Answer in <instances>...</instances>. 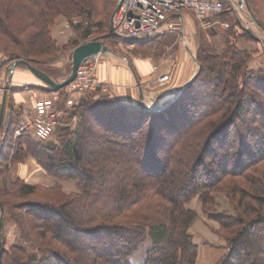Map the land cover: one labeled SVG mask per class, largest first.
<instances>
[{"label": "trees", "instance_id": "trees-1", "mask_svg": "<svg viewBox=\"0 0 264 264\" xmlns=\"http://www.w3.org/2000/svg\"><path fill=\"white\" fill-rule=\"evenodd\" d=\"M247 1L264 26V0ZM115 2L0 0V73L10 75L15 62L25 61L65 80L68 74L40 68L71 48L57 47L51 27L61 16L98 19L83 34L82 24L74 26L87 40L94 28L106 29ZM219 19L233 24V41L220 53L204 41L197 79L164 110L86 95L58 127L59 146L16 136L20 122L3 138L0 264H135L142 251V264H197L191 229L198 214L189 208L196 198L229 245L216 264H264V69H251L254 53L237 46L256 41L239 31L238 16L227 9ZM28 157L58 183L42 188L6 172L3 163ZM61 182H74L78 192L67 195ZM222 195L233 212L212 211ZM9 223L21 235L10 248Z\"/></svg>", "mask_w": 264, "mask_h": 264}, {"label": "rangeland", "instance_id": "rangeland-1", "mask_svg": "<svg viewBox=\"0 0 264 264\" xmlns=\"http://www.w3.org/2000/svg\"><path fill=\"white\" fill-rule=\"evenodd\" d=\"M115 7H117L116 2L114 3V7L106 29L98 31L94 28V33L87 40L81 39V34L76 32L74 26L82 24V33L87 28H92V26L95 25L94 23L99 22L98 19L96 20V22H94L93 20H88L86 17L83 16H74L72 18H66L64 16L59 17L56 20L55 24L51 27L52 37L57 42V47L62 48L66 45H69L71 46V48L67 51L65 50L60 51L58 53H53L46 61V65L40 66V68L50 72L51 74H55L58 78L63 77L67 74L69 75V66L72 61L73 51L78 46L86 44L88 42L101 41L111 50V53L104 54L101 57L99 64H97L98 78L100 82H102V84L107 87V92L105 94L100 93L88 95H93L96 100H98L99 98H111L117 99L116 101H119L118 88H116V86H112L106 83L100 75L99 67L103 62H108L112 59H120V61H117L119 65L126 67V63H130V65H133L134 62L138 60H150V62H152V70L150 75H148L147 77L139 76V80L142 84L144 95L152 96V103H157V100H155V97H153L154 95H152V93H155L158 89L164 90L163 88H166L167 86L162 85L158 88L152 87L151 82L152 77H154L155 67L161 70V75H166L168 73L167 75H169V78L171 75V71H175V74L177 75V80L175 82L178 84L179 88L181 87L183 89V87L194 76L195 72L198 69L195 60L191 58V56H189L190 54L187 50V47L194 54L197 61L199 49L204 41L207 42L215 52L220 53L222 52V50L225 49L227 43H230L234 39V27L231 23H229L231 26L228 29H221L218 27L215 30H206L200 27L199 22L191 20V22H188V26L185 31V44L182 41V35L178 34H164L162 36L157 37L156 39H153V41L147 42H124L119 40L117 37V40H115L110 37L113 36L110 30V21L116 10ZM75 42L79 43V45H72V43L74 44ZM254 55L256 56V53H254ZM255 56L254 60H256ZM2 73L3 71L0 73V109L3 103L4 90L9 80V74L6 72L4 77L1 79ZM57 82H59L58 79ZM37 84L39 85H34L33 83L31 85L28 84L26 85L27 87L23 89H13L10 84L8 96L10 95L12 97L15 93L30 91H33L34 93L33 99L27 102L23 113L32 111L35 100L39 99L42 96H46L49 93V91L45 89L46 85L39 81ZM11 97L9 100H7L8 104L6 108V110L8 111V115L5 119V125L8 124V127L4 129L3 123L0 125V148L2 147L1 144L3 138H5L8 134H13V132H15L17 124L21 121L20 117H18L17 115V110L15 109V104L11 100ZM60 110H63L65 114H67L63 119V123L65 124L69 120L68 116L69 114H71L73 109H68L65 106V103L61 102ZM251 118L252 117L249 116V120ZM27 139H29L27 138V136L23 137V140ZM41 143L47 146H59V130L49 141ZM26 148L27 146H24L25 150ZM8 153L9 151H4V155ZM6 163L8 165L3 163L6 166L5 170L7 173L10 170L14 179L19 177L20 179H23L27 184L40 186L42 188H48L58 183L54 178L49 177V175H47V173L43 171V169H41V167L38 165V163L33 157H28L22 163L13 164L11 161H8ZM7 166L9 168H7ZM3 168L4 166H2L0 163V170L4 171ZM3 185V179L0 178V188H3ZM60 185L63 187L64 192L67 195L78 192L74 182H61ZM189 208L195 210L198 214V219L195 221L191 229L194 237V242L199 247V257L197 264H216L223 257V255L226 254L229 247L228 242L224 238L225 236L222 234L221 226L218 222L213 219H210L203 212L202 205L199 202L198 198L194 199L189 204ZM212 211H216L218 213L229 211L231 213L233 212V206L230 205L226 197L222 195L217 198V206H214L212 208ZM10 218L11 217H9V219ZM55 229L56 228L54 227V230ZM5 232L9 238L7 243L8 248H10L11 245L16 242L17 244L20 243L19 238L21 235L19 227L14 226L13 223H9L5 228ZM27 247L28 253L36 251L35 247ZM144 257L145 255L142 251L137 256H135V259H132V261L135 260L139 262L138 264H142L144 261ZM49 264H53V262Z\"/></svg>", "mask_w": 264, "mask_h": 264}, {"label": "built area", "instance_id": "built-area-1", "mask_svg": "<svg viewBox=\"0 0 264 264\" xmlns=\"http://www.w3.org/2000/svg\"><path fill=\"white\" fill-rule=\"evenodd\" d=\"M227 9L238 16L240 32L251 30L256 35L260 30L248 9L247 0H117L112 17L113 35L124 42H147L164 34H178L182 35L185 44V31L191 19L199 22L200 27L206 30L230 28L228 22L219 19ZM102 56L86 61L68 87L59 91L51 90L46 96L35 100L33 110L22 115L16 136L28 133L40 142L49 141L67 115L59 108L61 102L68 109H74L88 94H105L107 87L97 75V64ZM158 71L155 67L152 87L158 88L170 81L169 75L157 76ZM144 96L147 104L153 102L152 96ZM155 104L152 103V107ZM7 115V110L1 113L0 109V125L3 123L4 129L8 127V124L5 125ZM76 123L77 119L72 118V124Z\"/></svg>", "mask_w": 264, "mask_h": 264}, {"label": "crops", "instance_id": "crops-1", "mask_svg": "<svg viewBox=\"0 0 264 264\" xmlns=\"http://www.w3.org/2000/svg\"><path fill=\"white\" fill-rule=\"evenodd\" d=\"M256 35L258 40L250 42L241 39L238 41L237 46L242 51L256 53L255 56L256 60L252 62L250 68L253 70H261L264 69V33L261 30H259ZM117 61H120V59L118 60L112 59L109 60L108 62H103L99 67L100 75L106 83L112 86H116V88H118L119 101L127 104L130 108L140 107L141 103H140L139 89L131 68L135 72L138 79L139 76L147 77L151 73L152 62H150V60L149 61L138 60L134 62L133 65L131 64V68H130L129 64L126 63V67H124L119 65ZM161 74L162 72L161 70H159L156 75L161 76ZM4 75L5 72L1 74V79L4 77ZM176 76L177 75L175 74V71L172 70L170 75V82L166 85L167 87L163 88L164 90L158 89L156 90L155 93L154 92L152 93V95H154L153 97H155V100H157L159 106H163L165 103L168 104L171 101H173L174 98L182 90V88L181 87L179 88L178 84L175 82L177 80ZM38 81L39 80L29 70L17 68L14 72L12 79L10 80V84L11 87L15 89V88H21L28 84L31 85L32 83L34 85H39L37 84ZM33 95H34L33 91H30V92L15 93L12 97L10 95L7 96V100H9L11 97V100L15 104V109L17 110V115L18 117H20V119L24 114L23 110L26 107L27 102L33 99ZM7 104L8 102L6 101V108H7ZM147 106L152 108V102ZM133 259H135V257ZM133 261L136 264L139 263L135 260Z\"/></svg>", "mask_w": 264, "mask_h": 264}, {"label": "water", "instance_id": "water-1", "mask_svg": "<svg viewBox=\"0 0 264 264\" xmlns=\"http://www.w3.org/2000/svg\"><path fill=\"white\" fill-rule=\"evenodd\" d=\"M248 9L253 17V19L255 20L257 26L259 27V29L264 33V26L253 16L249 6ZM180 17V16H179ZM111 32L112 34H114V28H113V20L111 21ZM247 34H249L250 37H252L254 40H258V38L256 37V35L251 31V30H247L246 31ZM133 42H145L142 40H132ZM187 50L190 54V56L195 60L198 69L195 72L194 76L188 81V83L183 87V89L179 92V94L174 98L173 101H171L170 103H173L174 101L178 100L180 98V96L182 95V93L188 88L190 87L195 80L197 79L199 72H200V65L199 63L196 61V58L194 56V54L191 52V50L187 47ZM111 50L108 46H106L103 42L101 41H93V42H88L86 44L80 45L78 46L72 53V61H71V71L70 74L67 76V78L61 82H57L55 80H53L50 76H48L46 73H44L43 71L32 67L29 63L25 62V61H17L14 63L11 71H10V75H9V81L8 84L5 87L4 90V97H3V103L1 105V113H3L6 109V101H7V96L10 90V80L12 79L15 70L20 67L23 66L26 69H28L39 81H41L42 83H44L45 85H47L51 90L53 91H59L62 90L66 87H68L77 77V73L79 68L88 60L93 59L99 55H104V54H110ZM130 65V63H128ZM131 68V65H130ZM137 85H138V89H139V96H140V107L146 110H150L152 112H156V111H162L164 110L170 103L164 105L163 107L159 106L158 103L155 104V107L153 106L152 108L147 106V101L145 99L144 96V90L143 87L141 85L140 80L138 79V77L136 76L135 72L133 71V69L131 68ZM2 228H3V213L1 216V220H0V258H1V248H2V243H1V239H2Z\"/></svg>", "mask_w": 264, "mask_h": 264}]
</instances>
